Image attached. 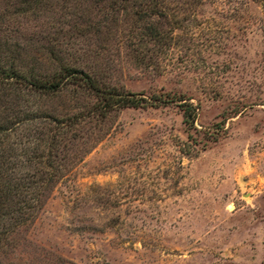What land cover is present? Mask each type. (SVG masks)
Masks as SVG:
<instances>
[{
  "label": "rangeland",
  "instance_id": "374dc122",
  "mask_svg": "<svg viewBox=\"0 0 264 264\" xmlns=\"http://www.w3.org/2000/svg\"><path fill=\"white\" fill-rule=\"evenodd\" d=\"M169 6L174 44L160 67L124 62L113 79L190 98L194 128L175 102L120 110L22 231L17 258L264 264V1Z\"/></svg>",
  "mask_w": 264,
  "mask_h": 264
},
{
  "label": "trees",
  "instance_id": "16d2710c",
  "mask_svg": "<svg viewBox=\"0 0 264 264\" xmlns=\"http://www.w3.org/2000/svg\"><path fill=\"white\" fill-rule=\"evenodd\" d=\"M169 1L0 0V264H35L16 257L22 231L120 110L175 102L194 128L190 98L144 95L113 79L124 62L160 67L174 44Z\"/></svg>",
  "mask_w": 264,
  "mask_h": 264
}]
</instances>
